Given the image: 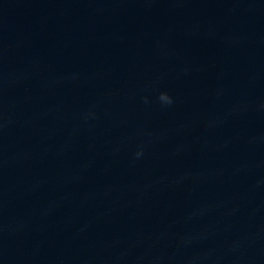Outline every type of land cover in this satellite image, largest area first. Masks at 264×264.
I'll list each match as a JSON object with an SVG mask.
<instances>
[{
  "label": "water",
  "instance_id": "obj_1",
  "mask_svg": "<svg viewBox=\"0 0 264 264\" xmlns=\"http://www.w3.org/2000/svg\"><path fill=\"white\" fill-rule=\"evenodd\" d=\"M0 264H264V0H0Z\"/></svg>",
  "mask_w": 264,
  "mask_h": 264
},
{
  "label": "clouds",
  "instance_id": "obj_2",
  "mask_svg": "<svg viewBox=\"0 0 264 264\" xmlns=\"http://www.w3.org/2000/svg\"><path fill=\"white\" fill-rule=\"evenodd\" d=\"M166 95V94H165ZM137 155H139V153H137Z\"/></svg>",
  "mask_w": 264,
  "mask_h": 264
}]
</instances>
